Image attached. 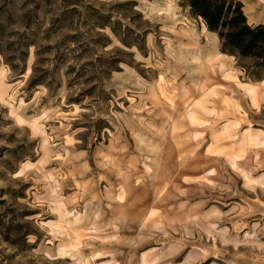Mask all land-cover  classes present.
<instances>
[{
	"label": "rangeland",
	"instance_id": "374dc122",
	"mask_svg": "<svg viewBox=\"0 0 264 264\" xmlns=\"http://www.w3.org/2000/svg\"><path fill=\"white\" fill-rule=\"evenodd\" d=\"M202 22L0 0V264H264V61Z\"/></svg>",
	"mask_w": 264,
	"mask_h": 264
},
{
	"label": "trees",
	"instance_id": "16d2710c",
	"mask_svg": "<svg viewBox=\"0 0 264 264\" xmlns=\"http://www.w3.org/2000/svg\"><path fill=\"white\" fill-rule=\"evenodd\" d=\"M219 36L223 53L264 61V25L251 26L238 0H183Z\"/></svg>",
	"mask_w": 264,
	"mask_h": 264
},
{
	"label": "crops",
	"instance_id": "0c3cea01",
	"mask_svg": "<svg viewBox=\"0 0 264 264\" xmlns=\"http://www.w3.org/2000/svg\"><path fill=\"white\" fill-rule=\"evenodd\" d=\"M244 5V14L247 16L248 23L251 26L264 25V0H238ZM202 24H205L202 22ZM208 31V30H207ZM205 32V31H204ZM208 34L217 35L216 33L209 32Z\"/></svg>",
	"mask_w": 264,
	"mask_h": 264
},
{
	"label": "bare ground",
	"instance_id": "6f19581e",
	"mask_svg": "<svg viewBox=\"0 0 264 264\" xmlns=\"http://www.w3.org/2000/svg\"><path fill=\"white\" fill-rule=\"evenodd\" d=\"M202 29H203V31H205L206 33H208L207 27H206L205 24H202ZM221 56H224L225 57V55H221ZM217 59H218L217 56H216V58L212 59L214 62H216V61L218 62L216 64L213 63L212 60L211 61H207V64H204L203 63V65H201L202 66L203 73H205L206 71H207V73H211V75H213V74L219 75L218 74L219 72L220 73H223L222 71L225 68L224 67V64H223V62L221 60H220L221 62L219 63V61H218L219 59L218 60ZM205 69H206V71H205ZM244 88L246 89V92L249 95L252 96L253 103H255V105H257L256 99H257V96H258V88H256V86H252V85H246V86H244ZM97 257H99V256L97 255Z\"/></svg>",
	"mask_w": 264,
	"mask_h": 264
}]
</instances>
